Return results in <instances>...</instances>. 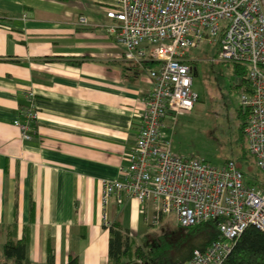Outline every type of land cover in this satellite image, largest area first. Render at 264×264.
Wrapping results in <instances>:
<instances>
[{"label":"crops","instance_id":"obj_1","mask_svg":"<svg viewBox=\"0 0 264 264\" xmlns=\"http://www.w3.org/2000/svg\"><path fill=\"white\" fill-rule=\"evenodd\" d=\"M108 8L0 0V251L10 231L27 236L29 264H109L106 222L133 243L147 224L135 199L101 203L102 181L129 162L151 88L105 28L78 24L110 22ZM31 91L38 119L24 139Z\"/></svg>","mask_w":264,"mask_h":264},{"label":"built area","instance_id":"obj_2","mask_svg":"<svg viewBox=\"0 0 264 264\" xmlns=\"http://www.w3.org/2000/svg\"><path fill=\"white\" fill-rule=\"evenodd\" d=\"M106 17L110 22L95 23L81 15L78 24L105 28L124 48V58L142 65L151 88L128 164L119 179L102 181V206L125 195L141 204L153 226L171 214L182 228L221 220V240L195 250L183 264H223L248 227L264 231V190L247 184L232 160L216 168L174 153L162 130L199 100L189 50L219 38L215 61L248 70L250 87L242 91L240 106L248 115L249 152L264 174V0H109ZM28 98L20 123L24 139L31 138L38 119L33 91Z\"/></svg>","mask_w":264,"mask_h":264},{"label":"rangeland","instance_id":"obj_3","mask_svg":"<svg viewBox=\"0 0 264 264\" xmlns=\"http://www.w3.org/2000/svg\"><path fill=\"white\" fill-rule=\"evenodd\" d=\"M219 49V38H216L212 44L204 43L189 50L195 69L193 89L199 100L192 110L168 121L162 132L171 141L174 153L180 156L204 160L216 168L232 160L250 179L257 177L263 182L264 175L257 168L253 155L249 152L247 158L243 157L249 145L247 136L241 131L239 116L243 91L241 77L235 74L229 62L215 61ZM187 233L171 214L156 226L146 224L133 245L146 251L152 247L175 251L173 247Z\"/></svg>","mask_w":264,"mask_h":264},{"label":"trees","instance_id":"obj_4","mask_svg":"<svg viewBox=\"0 0 264 264\" xmlns=\"http://www.w3.org/2000/svg\"><path fill=\"white\" fill-rule=\"evenodd\" d=\"M229 63L233 66L235 74L241 77L243 90L248 91L250 84L247 77V67L233 62ZM154 64L155 62L152 61L146 62L148 66ZM190 64L194 68V61L191 60ZM239 116L241 118V131L244 134L248 115L241 106ZM248 153L249 149L243 153V157L247 158ZM238 168L241 170L239 165ZM244 175L247 184L264 190V181L260 182L257 177L250 179L245 173ZM220 223L221 220H212L198 226L184 228L189 233L181 236L177 245L173 247L175 251L162 247H152L146 251L141 246L133 245V242L128 237H124L117 226L112 225L109 228L111 232L109 264H132L136 261H141L143 264H183L192 257L195 250L204 251L214 242L221 240ZM14 228L12 231H15ZM28 243L27 236L18 241L15 233L10 231L0 252V264H29ZM69 264H78V259L71 258ZM223 264H264V231L253 226L248 227L234 243L231 253Z\"/></svg>","mask_w":264,"mask_h":264},{"label":"water","instance_id":"obj_5","mask_svg":"<svg viewBox=\"0 0 264 264\" xmlns=\"http://www.w3.org/2000/svg\"><path fill=\"white\" fill-rule=\"evenodd\" d=\"M132 264H142V263H139V262H134V263H132Z\"/></svg>","mask_w":264,"mask_h":264}]
</instances>
